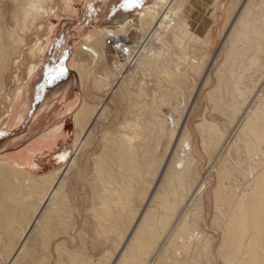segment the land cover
Segmentation results:
<instances>
[{
  "label": "bare ground",
  "instance_id": "6f19581e",
  "mask_svg": "<svg viewBox=\"0 0 264 264\" xmlns=\"http://www.w3.org/2000/svg\"><path fill=\"white\" fill-rule=\"evenodd\" d=\"M12 1L17 7L26 6V8L21 10L19 15L14 16L11 29L8 27L11 25L5 24V15L0 9V97L6 91L4 90L6 88L3 79L6 71H8L10 61H12L11 57L16 54L18 49L23 48L25 45L24 31L27 30L28 26L35 25L38 19L44 16L48 17V15L51 16L55 13L51 9L48 11L43 9L42 6L45 0ZM77 1L58 0L62 5L63 11L68 13L73 10V5ZM181 1L184 0H152L148 3L149 5L143 3L141 9L135 10L136 17L134 18L136 19H131L129 16L126 18L120 17L116 19L115 25L111 24L110 26H103L101 28H96L94 25V29L89 30L82 36L83 44L79 46L78 52L81 51L90 57L91 64H89L91 66H94L96 62L104 60L106 58L105 53L107 57L112 58L110 54L111 50L105 43L107 39H110L107 37L122 38L130 46L134 54L131 63H127L115 56V59L112 58L114 61L110 60L112 62L109 66L113 67L111 71L107 73L104 71L105 74L103 75L97 74L94 80L96 82L95 85L98 87L107 89L116 85L113 89L117 88V91L119 90L120 93L122 91L123 93L127 92L129 94L127 96H130L132 95L130 89L132 88V84L130 85L129 83L131 82V73L134 71L136 73V70L140 66H143V63H145L143 59L151 57L149 53H147L148 55L145 53L147 50L146 46H141L143 40L136 46L137 50H135L136 47H133L129 43L132 39H137L136 33H139L137 28L142 27L144 29L145 27L146 39L150 41L151 37L158 40L165 38L167 41L178 42L179 44L182 43L183 39H191L189 41L194 42L197 49L202 47L206 55L205 57L209 58V49L214 41L213 29L217 24V13L215 11L217 6L222 7L225 16L224 29H221L217 34L218 37L223 39V43L218 47L216 55L210 57L209 65H205L200 86L193 96L190 99L188 98L190 100V107L187 111H183L184 115L178 119L179 122L181 121L180 125L179 122L178 124L176 123V126H179V128L174 127L177 130L179 129L178 132L176 134L175 132L170 133V139L165 150V152L167 151V156L164 159V155L159 158L156 157L158 153L154 149L153 143V146L151 145L152 148L149 146L150 144L142 142L141 144H136L135 140L133 141V137L127 134V129L131 128L139 130L138 132L140 133L141 127H139V123L133 122L139 120L135 119V117L145 114L143 116L144 120L148 118L147 123L152 122V124L154 120L156 121L160 117V112L158 113L156 108H152L153 105L147 107L148 111H145V106L142 107V110L137 109L142 102L133 101V97L132 101L129 100L128 104L126 103L128 106H125L131 109L125 108L124 111L130 110L129 113H133L132 116H135L134 120H131L129 116L130 120H128V117H126L127 119L125 118L126 120H123V117L122 123L118 126H122L124 132H120L121 134L112 132V134L110 133L111 135L108 133L109 136H106V134L102 136L100 148L91 159L93 168L88 180L91 194L90 199L93 202L90 203L89 207L91 214L90 212L88 213V216L89 214L92 216V224L86 227L88 228L87 233L89 235L86 236L85 232V234L78 232L76 237H78L80 245H74L72 249L62 248L61 244L58 243L55 246L56 249L58 248L67 255L68 261L66 264H264V0H245L236 14L234 12L238 0H229L227 5L222 4L223 0H208L206 5H209L208 7L214 10H209V12V8L205 5L207 13L202 16V20L200 21L201 29H204L201 31L203 34L201 36L195 34L192 28V31L187 28L185 19L180 16V18L177 17L175 5ZM184 4L182 3L183 6ZM107 7L109 8V5ZM233 15L235 16L233 17ZM67 25L65 23L62 26L57 34L58 36L60 33L66 31ZM49 33H51V28L48 29V35L43 38L44 44L41 42L37 43L39 47L37 50L39 61L36 65L31 64L28 66L22 87L18 88L11 95H5V101L8 106L2 114L1 119L5 120L6 123L20 110V106L24 102L27 87L29 88V86H34L37 83L46 67L44 65H47L44 64L47 57L45 54L46 50L52 47V43L57 39L55 37L52 38V34L49 35ZM118 33L122 34V37ZM130 34L133 35V38H129L128 40L130 41L128 42L126 36ZM150 53L152 54V52ZM143 55L147 58H143ZM30 56L33 58L32 52H30ZM164 56L166 57V55ZM219 57L223 58V60L214 74L213 83H215V86L208 93V104L210 105V114L212 115L210 118L213 123L210 124L207 119H204V121L198 124V127L202 130L206 129L201 132L202 144H209L207 148L211 144L214 147V149L208 148L212 150L211 152L208 150L210 154L208 168L216 167L218 183L212 195L213 211L209 223V229L211 230L209 233L204 228L207 212L205 211L202 199V194L208 182L206 183V178L198 180V176H195L194 168L197 161H195L192 155L189 144L190 138L187 136L186 122L199 90L203 86L212 83L209 72L218 63ZM158 58H160L159 55ZM77 60L79 61V59ZM167 61L169 62L168 59ZM86 65L87 63L76 64L74 71L82 77ZM122 65L125 66L122 67ZM131 66L134 67L132 70H130ZM197 67L195 68L196 70L198 69ZM147 74L150 76V73ZM110 76L116 77V79L113 78L116 81L113 79L110 81ZM142 87L136 88L138 89V91L136 90L137 93H135L136 98L134 97L136 100L141 98H139L140 94L145 93V89ZM58 91L50 93L39 107L44 108L47 105L45 104L46 100L52 99L55 97V94L57 96ZM121 99L120 101L122 102L123 100ZM145 104L149 105L148 102ZM87 107L84 103L76 114V129L78 133L73 143L76 154L86 144V138L91 129L90 124H88L89 122L87 123L89 118H87V109L89 110ZM104 110L106 109L98 112L94 119L100 116L99 114L103 113ZM127 113L126 115H129ZM161 120L164 122L168 118L163 114V119ZM215 122L220 123V127L214 126ZM6 123L3 128H6ZM59 129L60 126H57L54 128V132H58ZM129 131L131 132L132 130ZM150 132L152 131L150 130ZM149 142L151 141L149 140ZM156 143L158 144L159 141ZM140 147L142 148L138 151ZM3 149L2 147L1 150ZM223 152L226 155H233L235 161L230 160L232 157H225L222 160L223 156L221 157L220 154H223ZM66 157L67 154L64 153L58 159L66 162ZM77 166L76 157H73L70 162H67L64 167H61L51 177L37 179L39 184H45L47 187L41 186L44 192L42 193L40 190V196L36 197V200H38L36 206L33 203L35 201H33L34 195L30 194L27 197L28 203L26 202V209L29 210L30 216L26 223L27 226L25 225L26 229L23 230L22 239H20L21 241L19 240V248L16 254L4 260L7 264H37V260L31 255V252L39 249L37 248L39 247L37 242L41 240L40 235H46L49 232V224L52 222V218L54 216L60 217L59 219L63 218L62 214H65V212H63L61 206L64 203L66 205L67 202L61 191L64 188L66 175L72 169L76 171ZM24 179L27 180L26 178ZM12 180L14 181V179ZM29 180L31 179H28V182ZM66 195L68 196L67 193ZM193 207L195 208L193 209ZM70 210L67 211L69 212ZM67 214H70V212ZM74 221L76 222V220ZM82 229L85 228L83 227ZM69 236L71 243V240L74 241V237L70 233ZM85 243H89V251L87 254L80 256L79 254L82 250L86 252ZM78 256L82 258L79 259Z\"/></svg>",
  "mask_w": 264,
  "mask_h": 264
},
{
  "label": "rangeland",
  "instance_id": "374dc122",
  "mask_svg": "<svg viewBox=\"0 0 264 264\" xmlns=\"http://www.w3.org/2000/svg\"><path fill=\"white\" fill-rule=\"evenodd\" d=\"M82 1L83 0L75 2L74 5H73V8H72L73 10H71L69 13L73 12L72 14H75V13H77L78 9L81 10V8L83 7V4H85L84 2L82 3ZM228 1L229 0H223L222 4H226L227 5ZM244 1L245 0H238V4L236 6L234 14H236L237 10L239 9V7L242 5V3ZM184 2H185V4H184ZM23 3H21V4H23ZM77 3H78V5H77ZM182 3L184 4V6L182 5ZM206 3H208V0H205V1L204 0H184V1H181L179 3L180 5L179 4L175 5V7H176L175 8L176 9L175 12H177L176 13L177 17L180 16L181 18L185 19V21L187 22L186 24L188 26L187 28L190 31H192L191 30V28H192L194 33L198 34L199 36L203 35L201 31L204 30V29H201L200 21L202 20V16L207 13L205 8L206 7L209 8L208 7L209 5L207 6ZM205 5H206V7H205ZM99 6H100V2L99 3H94V4L89 3L88 9H90V10L91 9H96L97 7L99 8ZM42 7H43V9H45L47 11L49 9H51L55 13L53 15H51V16L48 15V17L44 16L43 18L38 19L37 22L35 23V25H33L31 27L28 26L27 30L24 31V33H23V36H24V39H25L24 47L18 49L19 52L17 51L16 54L12 55V57H11L12 61H10V65H9L8 71H6V74H5L4 79H3V83H4V86L6 88L4 90H6V91L0 97L1 98L0 99V127H2V128H0V131H3L5 129L3 127H5V123H6L5 120L1 119L2 118V114L5 112V110H6L7 106H8V104L5 101V95H9V94L11 95L18 88L22 87V85H23V83L25 81V78H26V73H27L28 66H30L31 64L36 65L38 63L39 57H37V53H38L37 50L39 49V47H38L37 43L41 42V43L44 44L43 38L48 35V29L49 28H51V33H49V35L52 34V38H54L53 37L54 34L57 35L58 32L60 31V29L62 28V26L65 25V23L68 24L67 22H65V23L61 24L58 27V25L63 20L66 19V17L63 15V13L64 14L68 13V12L63 11L62 5H61V3L58 2V0H45V3L43 4ZM24 8H26V6H18L17 7V5H15L12 0H0V9H1L2 13L5 15V18H4V20L6 22L5 24L6 25L7 24L11 25V26H8L10 29L13 26L12 24H13L14 16L19 15L21 13V10H23ZM177 9L179 10V12H178ZM209 10L211 11V10H214V9L213 8L212 9L209 8L208 11ZM215 11L217 13V24H216V27H215L216 30H215V28L213 29L214 41H213L212 46L209 49V54H208V55H210L209 58L205 57L206 55H205L204 50H203V48L201 46H200L201 48L197 49L196 45H194V42H190L189 41L191 39H186V40L183 39L182 43H179V44H178V42H176L177 43L176 44L175 42H170L169 40H168L169 41L168 42L165 38L161 39V40L160 39L158 40L156 38L152 39V37H151V41H150V40L146 39L145 27H144V29H142V27L137 28V31H139V33H136L137 39L136 38L132 39L131 42H129L130 40H128V39L129 38H133V35L130 34V35L126 36V39L128 40V42L130 44H132L133 47L138 46L139 45L138 43L143 40V43L145 42L144 43L145 45L142 43L141 46H144V47L146 46L147 50L146 49L145 50L147 52L145 51V53L146 54L149 53V55H151L150 58L149 57L148 58L145 57L146 54L143 55V58L144 57L147 58V59H143V62H145V63H143V66L145 68L143 66H142L143 68L140 66V68H138L136 70L137 74L135 73V71L131 73V82H129V83H130V85L132 84V88H130V89H131V93H132L133 96L132 95L127 96L129 94L127 92L123 93V91H122V93H120L119 90H118L119 92L117 91V88L113 89L116 85H113V86H111L110 88H107V89H103L104 87L101 88V87H98V86L95 85L96 82L94 80H95V77L97 76V74L98 75H103V74H105L104 71H106V73H107V72L111 71V68H113V67L109 66V65H111V62L114 61L113 59H115V56H116L113 53H110L113 59L111 57L110 58L107 57V54L105 53V57L106 58H104V61H105L106 65L100 72L99 71L95 72V70L97 69V66H98V64H97L98 62H96V64L94 66L93 65L91 66L90 65L91 63L86 65V68H85L83 73H85L87 75V77H90V78L92 77V80L91 79L89 80L86 77L83 78V75H82L81 81L82 80L86 81L85 85L92 83L93 90L95 92L100 93L101 97L100 98H95V99H97V103L93 106L94 108H92L93 110H92L91 120L88 123V124H90L91 129H90L89 134H88V136L86 138V144L83 146V148H81L78 151L77 154L75 153V149H74L75 147L72 144L69 147L70 152L68 153V156H67L68 159H67L66 162H63L64 165H66V163L70 162L73 157H76V161H77V165L78 166L76 168V171H75V169H72L66 175L64 188H62L63 191H61V194L64 195V199H66V202H67V204H66L67 207H66L65 203H64V205L62 204V206H61L63 212H65V214H62L63 218L59 219L60 217L59 218L57 217V219H56V225L58 226L59 221H60V224H61V226H58L59 234H56L57 235L56 237L60 236L61 240H63L60 243H58V244H61L62 248L72 249L74 245L79 246L80 242H79L78 237H76L78 235V232H82L83 234L86 233L87 234L86 236L89 235V233H87L88 228H86V227H89L90 226L89 224H92V220H91L92 216L90 215L91 212L89 211V207H90V203H93V202H92V199H90L91 194H90V188H89V185H88L89 184L88 180H89V178L91 176V172H92V168H93L91 159L94 156V154L98 152V150L100 148V143H101L100 141H101L103 135L106 134V136H107L108 133L112 134V132L113 133L116 132V134H118V133H120L122 131L124 132V128H122V126H118V125H120L122 123V118L123 117H124L123 120H126L127 119L126 117H128V116L130 117L131 120L132 119L134 120L135 116H132L133 113H129L130 110L127 111L128 113L126 111H124L125 108L128 106L127 105L128 101L129 100L132 101V97L134 99L133 101H141L142 102V104L140 106H138L137 109H141L142 110L143 109L142 107L145 106L144 107L145 111H148L147 107H151L153 105L152 108H154V109L156 108L158 113L160 112L159 116L161 118L159 117V119L156 120L157 124H156V121L154 120L153 124H154V122H155V124L153 125L152 122L151 123H147L148 122V118L147 117H146L147 119L145 118L146 120H144L143 116H145V114H142V116H139V117L137 116V117H135V119H139V120L138 121L135 120L133 122H138L139 123L138 125H139V127H141L140 133L138 132L139 130L137 131L135 128L134 129L131 128V129H127V134L130 135L131 137H133V141L135 140L134 142L136 144L137 143L141 144V142L145 143V144H150L149 146L151 148L154 145L155 148L154 147L153 148L156 149V152L158 153V155L156 153V155H157L156 157L159 158V157H162L164 155L163 156V159H164L167 156V154H166L167 151L165 152V150H166V146L168 144V141L170 139V133L172 134L173 132H175V134H176L178 132L179 129L177 130V129L174 128V127L179 128V126H176V123L178 124V122H179L178 119L182 118V116L184 115L183 111H185V110L187 111L189 109V107H190V103H189L190 100L189 99H190V97L193 96V94L195 93L197 88L200 86V82L202 81L201 78H203V73L205 71L204 68L209 65L208 62H209L210 57L216 55L218 47L221 45V43H223V39L221 37H218L217 34L219 33V31L221 29H224V18H225V16H224V13L222 11V7L217 6ZM234 16L235 15H233V17ZM134 17H136L135 14H134V16L131 17V19H136ZM56 27H58V28H56ZM96 28H98V27H96ZM99 28H101V27H99ZM104 28H106V27H104ZM118 35L120 37H122V34L118 33ZM142 38H144V39H142ZM76 41H77V39H76ZM82 44H83V41H82V37H81L79 39V42L76 43V47L77 48H75V53H74L73 56L76 55V52L79 50V46L82 45ZM180 44H181V46H179ZM178 46L181 47V48H179ZM135 50H137V47H136ZM191 50H193V51H191ZM30 52L33 53V58L30 56ZM44 52H45V50H44ZM104 52H105V50H104ZM150 52H152L153 55ZM156 52H157V54L159 55L160 58H158V55L156 54ZM186 54H188V55H186ZM164 55H166L167 58ZM170 58H171V60H170ZM184 58H188V59L190 58V59L188 61V59H184ZM167 59L169 60V62L167 61ZM176 59H178V60H176ZM110 60H112V61H110ZM183 60L184 61L186 60V61L184 62ZM222 60H223V58L219 57L218 63L215 65V67H213L210 70L209 76H210V78L212 80V83L210 85L203 86L199 90V92L197 94V97H196V101H195L196 105L194 103V105L192 106L191 113L188 116V119H187V122H186L187 136L190 138L189 144H190V147H191L192 155L195 158V161H197L196 162V167L194 168L195 176H198V180L201 179V178H206V183L208 182L206 184V189L204 190L205 194L204 193L202 194V196H203L202 199H203L205 211L207 212L206 213V219L207 220H206V225L204 226V228L209 233L211 232V230L209 229V223H210V220H211V217H212V211H213V197H212V195H213V192L216 189V185L218 183H217V177H216V167L214 166V167H212L210 169L208 168L209 155H210L208 153V150L212 149V148L214 149V147L211 144V146H210L211 148L208 147L209 148L208 149L207 146H209V144H204V145L202 144V141H201L202 133L201 132L206 130V129L202 130L201 128L198 127V124H200V122L204 121V119H207V121L210 124L213 123L211 118H210L212 115L210 114V105L208 104V93L215 86L214 85L215 83H213L214 82L213 81L214 80V74H215L216 70L218 69V67L221 65V61ZM90 62H91V59H90ZM149 63L152 64V65L150 66ZM158 64H160V65L158 66ZM169 65H171V66H169ZM173 65H174V68H173ZM180 65H182V66H180ZM124 66L122 65V67H124ZM196 67L198 68L197 70L195 69ZM133 68L134 67L131 66L130 70H132ZM147 68H149V69H147ZM175 68H176V71H175ZM141 70H143V71H141ZM148 70H151V71H148ZM157 70H159V71H157ZM155 72H157V73H155ZM166 72H168L170 74H168ZM173 72H175V73H173ZM147 73H150L151 77ZM159 73H161V74H159ZM176 73H178V74H176ZM134 74H136V75H134ZM158 74L161 75V76H159ZM165 74H167V75H165ZM145 76H148V77H145ZM132 77H133V79H132ZM110 78H111L110 81L113 78L116 79V77H114V76L113 77L110 76ZM169 78H170V80H169ZM132 80H134V81H132ZM114 81H116V80H114ZM149 82H152L153 84L149 83ZM160 83H162V84H160ZM138 85H139V87L143 86L142 88L145 89V90L143 89L145 91V93L143 92L144 94L143 93H142V95L140 94L139 98L141 97L140 99H142L144 97L146 99H144V98L142 100H140V99L136 100L135 99L136 98L135 97L136 96L135 93H137V91H138V89H136V88H139ZM155 87H156V89H155ZM160 87H162V88H160ZM179 88H181V89H179ZM167 94H169L168 97H167ZM124 95H125V98H124ZM128 97H129V99H128ZM162 97H164V98H162ZM120 98H122L121 99V100H123L122 102L120 101ZM144 102L145 103L148 102L149 105L145 104ZM168 102H170V103H168ZM171 103H172V105H171ZM157 107H159V108H157ZM128 108H126V109H128ZM102 109H106L103 112L104 114L101 113L102 115L99 114L100 115V116H98L99 118L97 117L96 119H94L95 115L98 114V112H100ZM129 109H131V108H129ZM162 112H164L163 114H165L167 116V118H168V120H165L164 122L161 120V119H163ZM126 113L129 114V115H126ZM179 115H180V117H179ZM129 117H128V120H130ZM144 122H145V124L147 126L146 128H145ZM180 122H179V125H180ZM1 123H3V124H1ZM148 124H150V125H148ZM155 126H157V128H155ZM214 126L220 127V123L215 122ZM148 127L151 128V129H149ZM6 128H7V126H6ZM118 129H119V131H118ZM129 130H132V131L130 132ZM150 130L152 132H150ZM169 130H171V131H169ZM160 132H162L163 134L160 133ZM77 133H78V131L76 132V135H77ZM149 135H150V138H149ZM151 135H152V137H151ZM145 136H148V137H145ZM136 140H137V142H136ZM149 140L151 142H149ZM158 141H159V143L157 144L156 142H158ZM152 143H153V145H152ZM141 148L142 147H140L138 149V151H140ZM157 149H159V150L157 151ZM209 151L211 152L212 150H209ZM139 153H138V155H139ZM220 156L221 157L223 156L222 158L220 157L222 160L225 157H232V158H230V160L232 159L233 161H235L234 158H233V155H226V153L223 152V154H220ZM87 159H88V161H87ZM59 160H61V159H59ZM64 165H63V167H64ZM87 165H88V167H87ZM65 184H67V185H65ZM70 185H72V186H70ZM65 188L68 189V190H66ZM64 191L68 194V196L66 195V193ZM70 194L72 195V197H71ZM64 207H66V208H64ZM194 208L195 207H193V209ZM67 210H70L69 211L70 214H67V213H69ZM89 212H90V214L88 216ZM72 214H73V216H72ZM86 214L90 218H88L86 216ZM74 220H76V222ZM61 221H63V222H61ZM89 222H91V223H89ZM57 226H55L56 230H57ZM83 227L85 229H82ZM69 231H71V232H69ZM69 233H70V235H72L74 237V241L71 240V243H70ZM40 236H41V240H38L39 242H37V245H39V247H37V248H39V249H37L36 252L34 251V253H37V252H39L41 250L44 251L45 253H47V244L45 243V239L47 237H49V236H48V234L40 235ZM40 241H41V243H40ZM48 244H50V242ZM40 245H41V247H40ZM85 245H86V252L84 250H82L81 253L79 254L80 256L82 254L83 255L87 254L88 251H89V246H88L89 243H85ZM55 246H56V244H55ZM55 249H56V247L53 248L52 251H53V253L56 254V258H51V257H43V258L38 257V258H36L35 256H33L34 259L37 260L36 261L37 264H61V263L66 264L67 261H68V257H67V255H65V252L60 251L58 248L56 250ZM80 256H78L79 259L82 258ZM5 259H3V262H5L4 264H7L6 261H4ZM38 262H40V263H38Z\"/></svg>",
  "mask_w": 264,
  "mask_h": 264
},
{
  "label": "crops",
  "instance_id": "0c3cea01",
  "mask_svg": "<svg viewBox=\"0 0 264 264\" xmlns=\"http://www.w3.org/2000/svg\"><path fill=\"white\" fill-rule=\"evenodd\" d=\"M106 1L83 0L85 4L77 13H63L67 20H63L58 27L67 22L66 31L60 33L59 36L54 34L53 37L56 36L55 38L57 39L52 43V47L46 50L45 54L47 57L44 64L47 65H44L46 67L40 79L34 86L28 85L29 88L27 87L25 94L26 99L24 98V102L20 106L21 111L19 110L7 121V128L0 131V264H4L3 259L14 256L19 248V240L22 239L23 230L26 229V223L30 216L29 210L26 209L27 197L30 194L34 195L33 201L35 200L36 202L34 201L33 203L36 206L38 203L36 197L40 196V190L42 193L44 192L42 187L46 185L39 184L37 179L51 177L63 167L64 161L58 158L64 153L68 156L69 147L74 143L77 132L76 114L78 110L85 103L88 106L87 108H89V110L87 109V118H89L86 120L87 123L90 122L92 108L97 103L95 98L101 97L100 93L93 90L92 83L85 85L86 81H81L80 75L74 71L76 64L90 63L89 56L81 51L78 52L79 50L76 52V57H73L75 48H77L76 43L79 42L83 34L94 29V25L95 27L115 25L116 19L134 16L136 9H141L143 3L148 4L152 0H108V3ZM99 2V8L88 9L89 3ZM106 5H109V8ZM81 53L83 54L81 55ZM97 64L95 72H100L106 65L104 60L99 61ZM84 77L92 80V77H87L85 73L83 74ZM58 87L61 88L59 89ZM56 91H58L57 96L55 94L52 99H47L45 102L47 105L44 108H40L39 106L47 96ZM59 92L60 94L58 95ZM57 126H60V129L58 132H54V128ZM2 147L4 148L3 150H1ZM67 159L68 157L65 160L67 161ZM28 179L31 180L28 182ZM24 181L28 183L24 184ZM22 198L26 199V201ZM55 219L57 217L54 216L51 220L53 223L50 222L49 224L50 227L52 226L51 228L49 227V232L47 233L49 237L45 239L48 254L42 250L37 253L31 252V255L36 258H56V254L52 250L55 248V244L61 242V237H56L59 229L57 227V230H55ZM59 225L61 226L60 221ZM3 234L6 236L4 237ZM12 234L15 236H12ZM47 242H50V244ZM7 243L8 245H6Z\"/></svg>",
  "mask_w": 264,
  "mask_h": 264
},
{
  "label": "built area",
  "instance_id": "2783aa9c",
  "mask_svg": "<svg viewBox=\"0 0 264 264\" xmlns=\"http://www.w3.org/2000/svg\"><path fill=\"white\" fill-rule=\"evenodd\" d=\"M107 38H110L105 41L106 46L111 50L110 53H113L119 59H122L127 63L133 61L134 54L132 53L130 46L126 44L122 38H116L113 36Z\"/></svg>",
  "mask_w": 264,
  "mask_h": 264
}]
</instances>
